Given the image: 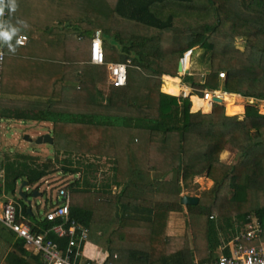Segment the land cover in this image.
<instances>
[{
  "label": "trees",
  "instance_id": "trees-1",
  "mask_svg": "<svg viewBox=\"0 0 264 264\" xmlns=\"http://www.w3.org/2000/svg\"><path fill=\"white\" fill-rule=\"evenodd\" d=\"M6 24L1 90L65 102V110L49 116L56 124L55 151L66 155L62 169L54 161L22 165L19 158L5 157L8 194L16 195L19 180L39 190L37 184L54 172L74 175L67 187H58L70 191V217L89 228L88 244L106 250V262L114 264L214 260L218 248L244 232L253 216L262 231L246 244H264L263 104L251 101L240 118L227 115L219 103L210 113L193 112L189 97L161 91L163 76H179L180 58L193 49L192 56L201 51L208 69L201 81L191 78V67L183 76L189 87L264 100V0H10ZM96 31L102 33L105 61L128 64L124 86L109 82L106 64L90 62ZM20 34L28 36L25 44L17 43ZM14 60L36 71H17L9 66ZM49 60L52 72L42 68ZM83 60L90 76L69 79L72 64ZM68 79L79 86H67ZM106 80L105 97L99 84ZM60 85L61 92H51ZM74 99L75 109L70 108ZM224 151L233 154L231 163L222 161ZM102 158L112 163L111 174L98 184L95 173L105 172ZM204 174L213 186L197 204L184 206L182 191ZM17 205L34 232L53 225L22 197ZM53 205L51 199L45 211ZM173 214L178 223L171 221ZM0 237L12 244L3 257L6 264H44L41 253L27 249L2 223ZM48 237L58 247L68 244L67 236L49 231ZM82 259H88L87 252Z\"/></svg>",
  "mask_w": 264,
  "mask_h": 264
},
{
  "label": "built area",
  "instance_id": "built-area-1",
  "mask_svg": "<svg viewBox=\"0 0 264 264\" xmlns=\"http://www.w3.org/2000/svg\"><path fill=\"white\" fill-rule=\"evenodd\" d=\"M7 3L8 0L0 2V74L3 69V61L5 59L4 32L7 31ZM28 36L20 34L16 37L19 44H25ZM192 50L184 52L180 58L183 68L189 69L191 65ZM189 57V60L187 58ZM90 62L94 64H106L109 82L115 86H124L127 83V68L125 62H106L103 47V37L101 31H96L90 46ZM130 62V61H128ZM187 62L189 65L187 66ZM185 72H181L184 74ZM220 77L225 78L226 73L220 72ZM164 77V76H163ZM1 80V77H0ZM165 79L163 78V82ZM204 82V81H203ZM179 85V84H178ZM182 90L177 97H191L192 92L199 90L179 85ZM188 89V92H186ZM202 95L199 96L203 102L219 103L218 99L224 100L227 91L219 89L204 88L200 89ZM1 92V90H0ZM171 94V93H170ZM173 95V94H172ZM254 101V99H249ZM5 195L3 190V155L0 149V196ZM5 202L0 201V223L5 225L9 230L15 233L16 237L23 239L27 249H33L37 253L42 254L44 264H114L112 261L106 262L107 251L98 250L97 246H93L96 253L88 254V259L83 260L82 256L86 252L89 242V228L77 219L70 217V191L65 187L57 189L56 200L54 205L43 215L44 219L53 222V225L46 232H34L30 223L19 214L17 202L8 196ZM52 231L58 237H68V244L65 248L58 247L52 239L48 237V232ZM262 231L261 224L257 218L252 219L247 229L235 236L230 242L222 246L221 253L211 261L199 262L196 260L194 264H264V248L255 244H246L258 239ZM228 252L225 253V250ZM117 257V254H115Z\"/></svg>",
  "mask_w": 264,
  "mask_h": 264
},
{
  "label": "rangeland",
  "instance_id": "rangeland-1",
  "mask_svg": "<svg viewBox=\"0 0 264 264\" xmlns=\"http://www.w3.org/2000/svg\"><path fill=\"white\" fill-rule=\"evenodd\" d=\"M10 0H8L9 2ZM238 44L242 46V41H239ZM192 64H191V78L194 80H204L205 73L207 71V67H204V64L202 62V56L201 51L198 50L195 52L194 56H192ZM84 63V60L82 61ZM86 63V60H85ZM180 76V74H178ZM183 80V78H182ZM99 86L103 89L104 96L106 97L109 93V86L107 83V80L105 83L99 84ZM231 99H235L234 96ZM239 99V98H238ZM194 100V99H193ZM230 100V99H229ZM228 100V102H229ZM236 100V99H235ZM195 101V100H194ZM239 103H232V107L234 110L231 112H228V107L230 103L226 104V112L229 115L237 114L239 116H243V112L246 109V107L251 104L252 102L249 101V103L245 104L246 102L244 99H239ZM238 102V101H237ZM264 105V101L257 100L255 105ZM242 107H244V110L242 112ZM199 108V107H196ZM232 109V108H231ZM204 112V111H203ZM264 113V112H263ZM25 114L24 116L27 117ZM264 115V114H263ZM9 117V116H8ZM25 120V119H24ZM24 122V121H23ZM9 123L6 118L2 116L1 119V128H0V149L1 153L3 155V159L5 157H11L15 158L18 155H22L23 158H19L21 160L22 165H24V162L27 161L28 163L36 162L37 164L46 163L49 161L55 162V167L62 169V165H64L63 159H65L66 155L64 153L57 154L54 150V147L52 145V142L46 141L43 143H38L36 140L39 137L36 132H30V129L23 130V129H16L13 127L10 129V126H8ZM27 126V125H24ZM30 135V136H29ZM77 158V156H74V158ZM88 157V156H87ZM81 158V160L87 159ZM233 154L229 151H224L221 154V159L223 162L231 163L233 160ZM90 160H95L94 156L90 157ZM16 159V158H15ZM55 159H58L57 162ZM103 163V167L105 172H96L95 176L97 177V180H95V183H102L106 177L107 174H111V165L112 163L108 161L106 158L101 159ZM80 172L77 173L76 177L80 176ZM200 176V177H198ZM197 177H194L190 183L191 186L188 188H185L184 191H182V195L190 194V195H198L200 196L204 192L208 191L210 187L213 186V180L207 176L204 175H198ZM204 176V177H202ZM75 177V178H76ZM74 178V175L68 174L66 175L62 170L60 172H54L48 176H45L38 184L39 190H36L34 186H23L24 193L28 194L29 198L32 199L31 207L33 208L36 215H38V212L41 214V216L44 215L45 208L50 205V200H56L57 195V189L59 186H65L67 187V184L71 182V179ZM92 180H94L92 178ZM212 181V182H211ZM22 181L18 183L17 190H16V197H21L20 195V188L22 187ZM115 189V188H113ZM37 191L40 195L34 197L33 192ZM115 191V190H114ZM10 197L13 198V196L9 193ZM7 194H1L0 201L5 202L7 200ZM39 206V209H38ZM186 217V216H185ZM188 220V216L184 219ZM12 247V244H9L7 241L2 239L0 237V264H6L3 260V257L6 255L7 251Z\"/></svg>",
  "mask_w": 264,
  "mask_h": 264
},
{
  "label": "crops",
  "instance_id": "crops-1",
  "mask_svg": "<svg viewBox=\"0 0 264 264\" xmlns=\"http://www.w3.org/2000/svg\"><path fill=\"white\" fill-rule=\"evenodd\" d=\"M87 46H89V44ZM48 54H51L52 56H55V57H59L60 56L59 53H57V52H50ZM52 63H53V61L49 60V62L46 64L47 66L46 65H42V68H44L47 72L49 70H51V72H52V71H54V68H55V66ZM21 64L22 63H20L19 61H15L14 60V61H12L10 63L9 66L15 67V69H17V71H19L20 69H23L22 66H24V68H27V66H28L27 64L26 65H21ZM72 65L73 66L69 69V74H68L69 79L72 78V80H73L74 79L73 77L77 78V75L90 76L89 73H87V69H88L87 66H89V63H87V65H85L82 61L81 62L79 61V62H76V63H74ZM91 66L97 67L94 64H91ZM23 70H25V71L27 70L29 73H34L36 71V69H33V70L23 69ZM107 73H108V71H107ZM0 77L2 78L1 74H0ZM23 77L25 78V76H23ZM54 78H55L54 80L57 81V80H59L61 78V75L59 73H56L54 75ZM182 78H183L182 75L177 76L175 78L174 77H170V76H166L164 78L165 81L161 85V91L164 92V93H167V94L171 93L170 95H172V94L179 95L181 93V90H182V88L179 85H184L185 87H189L187 84H185L183 82ZM0 83H1V80H0ZM64 84H66L67 86H70V87H72L74 85H77V87L79 86L77 84V80H76V82H70V80H69V82L64 83ZM55 87H57V88H54V87L51 86V89H52L51 92H56V91L61 92V89H62L61 85L60 86H55ZM190 88L194 89L193 87H190ZM0 90H1V87H0ZM199 93H201V92H199ZM199 93H197V94H199ZM229 94L234 95V98L236 100L235 99H230L229 102L227 100V101H225L222 104L225 107V113L226 114H227V112H226V104L227 103H230L229 105H233L232 103H239L240 102L239 99H241V100L244 99L246 101L244 103L247 104V102H248L247 100L252 99V98L243 97L240 94H235V93H229ZM201 95L202 94H199V96H201ZM196 96H197V98L200 99V97L198 95H196L194 93V91H193L192 94H191V97H190V99L192 101L191 111L195 112V111L201 110L202 112L204 111L203 113H210L212 111V108H213L215 103L203 102L200 105L201 107H199L198 109L195 110L194 109L195 101L193 100V97H196ZM260 101H264V100H260ZM64 104H65V102L58 101L57 98H54V99L51 100V99H49L46 96H44L42 98H37L36 96H31V95H28V94H17V93H13V92H8L7 94H4L2 92V90H1V92H0V125H1V119H2V116H3L2 111L4 109H7L8 111L10 110L11 114H10L9 117L8 116H3V117L7 119L8 123H9L8 126H10V129H12L13 127H15L16 129L19 128V129H23V130L30 129V132H36L37 135H39V136L49 135V136H51L53 138V130H54L56 124H55L54 121L50 120V116L49 115H56L59 110L60 111L65 110ZM77 106H79V103H78V101L75 102V99H74V101L72 102L70 108L73 107V109H75V107H77ZM205 107H207L208 110L205 111ZM232 109H233V107H232ZM259 109H260V112L263 113L264 112V105L260 106ZM243 110H244V107H242V112H243ZM238 113L239 112H237V114ZM244 113H245V110H244L243 114ZM25 114H28V115H26L27 117L23 118V116ZM15 116H17V117H15ZM46 116H49V117L46 118ZM239 117L243 118L244 115L243 116H239ZM47 119H49V120H47ZM24 125H27V126H24ZM0 128H1V126H0ZM53 143L54 142L52 140V145H53L54 150H55V145ZM20 157L23 158L22 155H18L15 158L17 159V158H20ZM15 158L11 159V157H10L9 159L12 162H16ZM3 162H4V159H3ZM4 171L5 170L3 168V190L7 194V196L9 198H11L10 195L5 191V188H4L5 182H6ZM20 181H22V183H25V185L28 186L26 180H19L17 182V186H18V183ZM23 192H24V189H23ZM34 192L39 193L37 191H34ZM12 196H13L12 199H14L17 202L18 198L15 195H12ZM28 198H29V196H28ZM31 202H32V199H31ZM29 205L31 206L30 203H29ZM42 218H43V216H42ZM254 218H257V217L253 216L252 219H254ZM178 219L180 220V217H178V215H176V214H173L172 217H171V221L174 222V223H178L177 222ZM26 220L31 225L32 222L30 220H28V219H26ZM185 221H187V219ZM221 236H223V235H221ZM222 238H223V240L225 239V237H222ZM232 239L233 238H231V240ZM231 240H229V242ZM260 246L264 248V244L263 243ZM221 251H222V246H220L218 248V250H217V252L215 254V258L221 253ZM86 252L87 253H91V252L96 253L95 250L93 249V246H91L90 244H88V246L86 247ZM196 260L199 261V259L195 258V261ZM1 262H3V260H1Z\"/></svg>",
  "mask_w": 264,
  "mask_h": 264
},
{
  "label": "water",
  "instance_id": "water-1",
  "mask_svg": "<svg viewBox=\"0 0 264 264\" xmlns=\"http://www.w3.org/2000/svg\"><path fill=\"white\" fill-rule=\"evenodd\" d=\"M185 71V73H189V69H185L183 68V63L181 61H179L178 64V72H183ZM217 102H222L221 99H218ZM53 138L49 135H44V136H39L37 138V142L38 143H42V142H46V141H50L52 142ZM25 185V183L22 184V187L20 188V195L23 199H25L26 201H28L29 203H31V199L28 198V196L26 194L23 193V186ZM39 193L34 192L33 196L36 197L38 196ZM40 195V194H39ZM199 198L200 196L198 195H190V194H186V195H182L181 197V202L184 206L188 205V204H197L199 202Z\"/></svg>",
  "mask_w": 264,
  "mask_h": 264
},
{
  "label": "clouds",
  "instance_id": "clouds-1",
  "mask_svg": "<svg viewBox=\"0 0 264 264\" xmlns=\"http://www.w3.org/2000/svg\"><path fill=\"white\" fill-rule=\"evenodd\" d=\"M0 2H2V0H0ZM8 7L11 9V10H14L15 9V7H16V5H15V3H10L9 5H8ZM0 11H2V7H0ZM17 31V29H15V28H13V30H12V33L14 34L15 32ZM3 35L5 36V38H8L9 37V33L8 32H4L3 33ZM10 48L12 47L11 45L9 46ZM191 60H192V57H191ZM191 64H192V61H191ZM190 68H191V65H190ZM190 68H189V73H190ZM183 72H185V71H183ZM189 73H184V74H181V72H178V74H180V75H182V76H184V75H186V74H189ZM205 88H207V87H205ZM198 90V89H197ZM200 90V89H199ZM198 90V91H199ZM199 92H201V91H199ZM199 92H197V93H199ZM197 93H195L196 95H199V94H197ZM254 99V98H253ZM248 102L247 103H249V100H247ZM256 100L254 99V101H253V103L255 102ZM225 101L224 100H222V102H219V104H223ZM239 116V115H238ZM198 176V175H197ZM197 176H195V177H197ZM198 177H200V176H198ZM202 177H204V176H202ZM24 193V192H23ZM25 194V193H24ZM27 195V194H26Z\"/></svg>",
  "mask_w": 264,
  "mask_h": 264
},
{
  "label": "bare ground",
  "instance_id": "bare-ground-1",
  "mask_svg": "<svg viewBox=\"0 0 264 264\" xmlns=\"http://www.w3.org/2000/svg\"><path fill=\"white\" fill-rule=\"evenodd\" d=\"M187 60H189V57L187 58ZM188 64H189V63L187 62L186 65H188ZM185 90H186V92H188V89L185 88ZM233 96H234V95H231V94L227 93V94L225 95L224 101H227V100L231 99ZM193 99L195 100V106H196V107H201L200 105L203 103V101H202L201 99L197 98V96H196V97H193ZM206 110H208L207 107H205V111H206Z\"/></svg>",
  "mask_w": 264,
  "mask_h": 264
}]
</instances>
